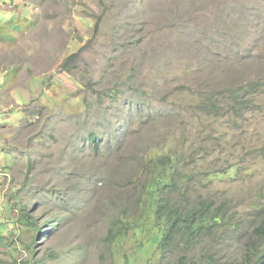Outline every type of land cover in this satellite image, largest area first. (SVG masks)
<instances>
[{
    "label": "rangeland",
    "instance_id": "obj_1",
    "mask_svg": "<svg viewBox=\"0 0 264 264\" xmlns=\"http://www.w3.org/2000/svg\"><path fill=\"white\" fill-rule=\"evenodd\" d=\"M13 10L23 22L0 45L1 263L159 264L156 229L133 206L161 156L191 176L193 200L227 201L243 223L222 245L194 248L190 264L210 253L244 263L264 225V0H13ZM254 82L242 118L198 113L201 97ZM115 226L124 235H108Z\"/></svg>",
    "mask_w": 264,
    "mask_h": 264
},
{
    "label": "trees",
    "instance_id": "obj_2",
    "mask_svg": "<svg viewBox=\"0 0 264 264\" xmlns=\"http://www.w3.org/2000/svg\"><path fill=\"white\" fill-rule=\"evenodd\" d=\"M78 57L72 54L61 65L67 71ZM261 82L236 87H225L207 98L201 97L197 105L200 115L214 119L242 118L250 113L255 104V96L259 93ZM96 136L89 135V140L95 143ZM166 156L152 158L144 172L145 180L134 203V210L139 217L156 229L157 249L160 253L159 264H169L170 258L177 253L179 257L173 264H190L191 253L196 247H201L207 240H219L222 245L226 241L225 232L236 230L242 226L241 220L228 215L229 203L209 197L193 196L187 191L191 176L180 178L177 166ZM224 173V171H221ZM220 174H223L221 173ZM153 173V174H152ZM258 200V199H256ZM259 204L260 201H257ZM260 208L256 213H260ZM113 232L110 228L108 235L112 237L124 234L120 228ZM45 232V231H43ZM258 245L248 247L247 260L242 264H264V225L261 223L253 231ZM217 253H210L205 260L198 264H223L216 260ZM0 264L1 261H0Z\"/></svg>",
    "mask_w": 264,
    "mask_h": 264
},
{
    "label": "crops",
    "instance_id": "obj_3",
    "mask_svg": "<svg viewBox=\"0 0 264 264\" xmlns=\"http://www.w3.org/2000/svg\"><path fill=\"white\" fill-rule=\"evenodd\" d=\"M15 11L13 10V0H0V45L6 44L7 42L4 41L7 39V35L11 36L12 32H17L19 25L23 22V17L18 19L16 16L18 12Z\"/></svg>",
    "mask_w": 264,
    "mask_h": 264
}]
</instances>
